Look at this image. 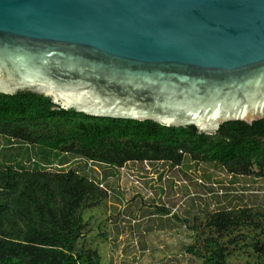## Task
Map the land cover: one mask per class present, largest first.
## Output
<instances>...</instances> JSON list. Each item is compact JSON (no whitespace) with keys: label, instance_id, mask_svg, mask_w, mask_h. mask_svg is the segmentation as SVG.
Masks as SVG:
<instances>
[{"label":"water","instance_id":"obj_1","mask_svg":"<svg viewBox=\"0 0 264 264\" xmlns=\"http://www.w3.org/2000/svg\"><path fill=\"white\" fill-rule=\"evenodd\" d=\"M91 117L264 119V0H0V94Z\"/></svg>","mask_w":264,"mask_h":264},{"label":"trees","instance_id":"obj_2","mask_svg":"<svg viewBox=\"0 0 264 264\" xmlns=\"http://www.w3.org/2000/svg\"><path fill=\"white\" fill-rule=\"evenodd\" d=\"M0 136L47 151L48 157L73 156L112 168L128 162L178 168L188 159L219 166L234 178L264 173V119L250 125L226 122L205 135L193 126L91 117L19 91L0 94ZM92 180L73 170L27 169L20 162L1 166L0 264H101L94 251L78 246L85 228L81 210L106 198ZM156 210L167 215L164 207ZM182 222L190 233L183 245L187 256L203 264H229V247L239 243L251 250L253 264H264V212L237 207L216 210L199 225ZM248 230H258V236Z\"/></svg>","mask_w":264,"mask_h":264},{"label":"rangeland","instance_id":"obj_3","mask_svg":"<svg viewBox=\"0 0 264 264\" xmlns=\"http://www.w3.org/2000/svg\"><path fill=\"white\" fill-rule=\"evenodd\" d=\"M18 162L27 169L73 170L100 183L106 198L81 210L85 228L78 246L94 251L101 264H203L184 252L190 233L182 220L199 225L216 210L237 207L264 212V173L234 178L219 166L188 159L178 168L146 162L112 168L73 156L48 157L47 151L0 136V167ZM257 231L247 232L257 237ZM239 245H230L228 263L253 264L251 250Z\"/></svg>","mask_w":264,"mask_h":264},{"label":"built area","instance_id":"obj_4","mask_svg":"<svg viewBox=\"0 0 264 264\" xmlns=\"http://www.w3.org/2000/svg\"><path fill=\"white\" fill-rule=\"evenodd\" d=\"M90 162V161H89ZM125 166V165H124ZM122 168V167H121ZM93 181V180H92ZM94 183H97V185H100V183L98 182V181H96V180H94L93 181ZM99 187H101V186H99Z\"/></svg>","mask_w":264,"mask_h":264}]
</instances>
